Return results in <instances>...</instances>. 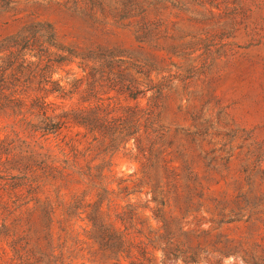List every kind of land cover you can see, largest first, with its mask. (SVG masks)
Here are the masks:
<instances>
[{
	"label": "rangeland",
	"instance_id": "374dc122",
	"mask_svg": "<svg viewBox=\"0 0 264 264\" xmlns=\"http://www.w3.org/2000/svg\"><path fill=\"white\" fill-rule=\"evenodd\" d=\"M17 3L19 15L0 14V65L11 64L16 73L21 59L39 61L37 70L51 82L46 102L58 114L98 103L145 110L161 88L155 128L165 137L150 155L143 132L140 144L131 140L116 148L110 140L95 141L71 120L60 133L43 135L29 125L37 120L28 115L31 119L22 121L11 108L22 98L19 93H0V106H10L0 110V264L139 263L140 242L164 234L152 191L175 176L187 204L166 212L177 217L174 230L181 229L177 236L191 248L164 259V241L147 246L145 264L264 260V0ZM33 26L44 52L8 41ZM38 54L41 58H28ZM94 81L95 97L89 95ZM36 95H26L28 103ZM24 143L42 155L36 165L22 159ZM44 160L65 179H41L33 194L14 189L20 170L44 169ZM125 179L144 184L131 183L134 193L127 197L118 184ZM101 198L106 223L121 231L137 226L130 252L103 250L87 219ZM109 200L136 203L133 223L118 219Z\"/></svg>",
	"mask_w": 264,
	"mask_h": 264
},
{
	"label": "trees",
	"instance_id": "16d2710c",
	"mask_svg": "<svg viewBox=\"0 0 264 264\" xmlns=\"http://www.w3.org/2000/svg\"><path fill=\"white\" fill-rule=\"evenodd\" d=\"M2 13H11L15 16L19 15L20 11H18L17 0H0V14ZM49 28H51V39L56 40L55 29H53L52 26H49ZM38 32L40 31L36 30L35 26L23 28L8 41L13 42L12 44H20L22 45V49H29L32 53L36 51H38V53L41 51L44 52L42 44L39 45L41 38L38 36ZM38 46H40L42 50L37 48ZM21 53L22 52L19 54V59H21ZM23 56L25 58V55ZM28 58L38 59L41 58V55L29 56ZM21 61L22 64L16 69V73L9 69L11 68V64L0 65V93L4 90L12 89L14 90V93H19L22 96V98L17 100L11 108H15L16 111L23 116L21 119L22 121L31 119L28 115L32 116V119L37 120V124L29 122V125L35 130V132H41L43 135H56L64 128L68 120H71L79 127L85 129L89 135H92L95 141L101 140L105 143L107 140H110L111 146L115 145V148L121 144H127L131 140H134L135 144H140L141 141L138 136L143 132L151 144L150 155H153V148L159 143L158 141L165 137V134L160 135L157 128H155L156 119L160 117L156 112L160 108L157 101L159 97L163 95L164 91L161 88L157 89V96L150 98L149 106L145 110L139 109L138 106L124 108L118 104L115 105V107H112V105L106 106L103 103H98L94 107L85 111L82 110L73 113L63 112L58 114L55 109H52V104L46 102L47 96L51 94L49 88L51 82L47 81L42 73L37 70L40 62H31L22 59ZM95 84L96 81L93 82V87L90 89L89 93V95L93 97H95L93 93L95 90ZM31 91L37 92V95L31 103H28V97H26V95ZM59 91L61 92L62 89L60 88ZM137 98L138 95L132 97L133 100H136ZM90 99L91 98L85 100V102ZM9 107L10 106L8 105H1L0 110H8L7 108ZM24 144L25 147L21 149L22 159L33 161L36 165L42 155L32 148L30 144ZM1 145L2 142L0 141V147ZM137 147L141 152H146L139 145H137ZM158 154L160 155L161 152H158ZM40 163H45L46 167L43 169L41 166H37L38 168L34 170H32V168L20 170L21 176L19 177V180L21 181L16 187H14V189L19 188L20 191L26 190L27 193L33 194L37 192L39 185L36 186V184L40 183L41 179H65L63 177L64 172L57 169V167L49 165L46 160ZM0 166H3V163L0 162ZM166 171L169 170L166 169ZM131 183L134 184V187H142L144 184L143 181L138 180L136 182H132L131 179L120 180L118 183L120 186V192L126 193L127 197L134 193V191H129ZM190 186L191 185H187V188L189 189ZM171 188H173V191ZM180 189L181 187L178 185V179L176 176L173 182L156 185L154 187V190L152 191L154 197L151 201L156 205L154 209L155 216L163 222L164 234H156L154 237H147V243L140 242L139 250L143 259L139 261V263L134 264H145V261H147V253L145 251L147 246H155L154 248H157L156 246H160L162 241L165 242L162 249L164 259L170 258L173 254H176L174 253L176 251H181V248H191L189 243L181 241L177 236V233L180 232L181 229H179V231L174 230L175 227L173 223L177 221V217L166 212L168 209H172L174 204L175 206H178L179 209L183 208V203L187 204V201H182L185 197ZM104 193L108 194V191L105 190ZM103 202L104 199L101 198V200L95 204L94 211L87 217L89 222L93 225L94 232L98 235L102 247L104 248L103 250L105 252H111L112 250V252L114 251L116 254L119 253L120 250H127L130 252L136 247L137 243V236H135L131 230L137 229V226L132 223L136 218L139 207L136 203L130 201L125 202V205L123 206L113 203L112 200L108 201V209L110 210L114 208L117 212L116 216L118 219L125 223L129 222V224H132V229L125 225V231H121V229H117L114 224L106 223L103 220ZM150 202L148 200L146 203ZM188 203L190 204L191 201H188ZM145 208H148V206H145ZM141 231L142 230H139L137 233L141 234ZM188 250L181 252L187 254ZM194 255H197V253H194ZM189 257L192 259V256H188V258ZM138 260H140V258H138ZM195 260L196 259H193V262H195ZM253 264H264V260Z\"/></svg>",
	"mask_w": 264,
	"mask_h": 264
}]
</instances>
